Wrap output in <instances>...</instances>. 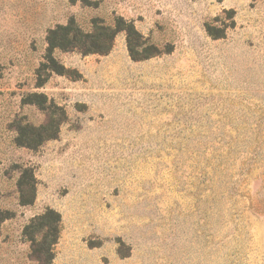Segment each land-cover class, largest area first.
<instances>
[{"label":"rangeland","instance_id":"obj_1","mask_svg":"<svg viewBox=\"0 0 264 264\" xmlns=\"http://www.w3.org/2000/svg\"><path fill=\"white\" fill-rule=\"evenodd\" d=\"M0 264H264V0H0Z\"/></svg>","mask_w":264,"mask_h":264},{"label":"trees","instance_id":"obj_2","mask_svg":"<svg viewBox=\"0 0 264 264\" xmlns=\"http://www.w3.org/2000/svg\"><path fill=\"white\" fill-rule=\"evenodd\" d=\"M123 19L120 18L119 23L105 24L101 20H95L94 26L91 30H84L74 20L64 25H57L48 31V59L51 64L47 66L51 71L58 73H67L66 68L63 64L57 63L52 52L55 49H67V50H79L84 54L88 53H107L113 46L114 39L120 30L125 29L128 34V47L130 52L134 54V34H137L135 26L130 23L127 27H124ZM150 54H146L147 57ZM53 63V64H52ZM56 231L57 227H52L51 230ZM57 242V237L50 242V252L52 251L53 245ZM49 252V251H48Z\"/></svg>","mask_w":264,"mask_h":264}]
</instances>
